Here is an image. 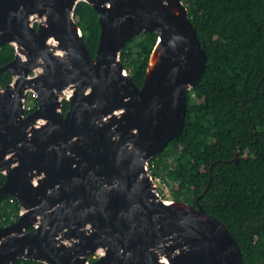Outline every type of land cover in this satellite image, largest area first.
<instances>
[{
	"label": "water",
	"instance_id": "1",
	"mask_svg": "<svg viewBox=\"0 0 264 264\" xmlns=\"http://www.w3.org/2000/svg\"><path fill=\"white\" fill-rule=\"evenodd\" d=\"M82 1L99 14L95 57L74 18ZM99 1L112 0H0V46L16 50L14 60L0 67V76L5 70L12 74L10 84L0 83V172L6 176L0 203L12 197L20 205L19 218L0 225V264L19 259L43 264H244L238 242L199 198L196 206L166 200L150 172L149 161L184 130L188 93L207 65L186 4L114 0L116 7L108 3L110 28ZM66 14L75 42L59 47ZM143 32L157 34L159 41L139 88L123 66L121 52ZM72 44L86 60L78 61L80 66L70 58ZM58 48L67 54L59 55ZM37 60L48 64L41 76V65H31ZM98 62L106 73L99 69L94 88L100 85L101 95L108 91L107 108L97 93L72 97L66 85V80H93L88 66ZM78 67L82 75L74 79ZM52 88L60 95L52 101L53 92L45 102L42 94ZM29 89L38 106L26 114ZM66 90L71 95L64 115ZM104 116L113 118V127ZM95 122L98 128L92 126ZM241 155L239 149L231 162L238 164ZM163 254L167 261L160 259ZM91 255L97 258L91 261Z\"/></svg>",
	"mask_w": 264,
	"mask_h": 264
},
{
	"label": "trees",
	"instance_id": "2",
	"mask_svg": "<svg viewBox=\"0 0 264 264\" xmlns=\"http://www.w3.org/2000/svg\"><path fill=\"white\" fill-rule=\"evenodd\" d=\"M182 1L207 65L188 93L184 130L149 161L150 172L153 179L171 184L173 200L196 206L199 198L205 211L222 221L238 242L244 264H264V0ZM74 18L95 57L101 33L98 12L82 1ZM157 38L143 32L122 49L121 62L139 88ZM15 54L13 45L0 46V67ZM11 82V72L3 71L1 85ZM31 99L32 111L38 103L34 95ZM69 107L65 100L64 115ZM239 149L241 159L232 163ZM5 180L0 172V187ZM19 214L15 198L2 200L1 226L14 223ZM89 259L95 260L94 255ZM11 264L43 263L19 259Z\"/></svg>",
	"mask_w": 264,
	"mask_h": 264
},
{
	"label": "bare ground",
	"instance_id": "3",
	"mask_svg": "<svg viewBox=\"0 0 264 264\" xmlns=\"http://www.w3.org/2000/svg\"><path fill=\"white\" fill-rule=\"evenodd\" d=\"M105 2V1H104ZM112 3V5L114 6L115 5V7H116V4H115V1L114 0H112V1H108V3ZM108 3H101L100 1H99V6H100V8L103 10V18H104V20L105 19H107L108 18V23H109V26H110V28H111V24H112V22H113V17L112 16H107V14H108V11L110 10V9H112V5H110V4H108ZM68 14H66V18L64 19L65 20V22H64V26H63V24H62V29H61V34H59V36H58V41L56 42L58 45H59V47L60 46H64V43L66 44V41L67 40H71L70 42H72V43H74L75 42V38H74V36H72L71 35V33H70V31L68 30V16H67ZM57 18H60L59 16L57 17ZM45 23H47V21L45 22ZM57 26V25H56ZM56 27L54 26V29H55ZM57 28L58 29H60L59 28V26H57ZM64 28V29H63ZM53 43H55V41H52ZM52 43V44H53ZM58 51V53H59V55H62V56H64L65 54H67L66 53V50H61V49H57ZM70 51H71V56H70V58H72V61H73V63H78L77 65L78 66H80L81 64H79V62L78 61H81V62H83V61H86L85 60V58H83V52L81 51V50H79V53H78V51L76 50V47H75V45L74 44H72L71 45V48H70ZM79 57V58H78ZM82 57V58H81ZM83 59V60H82ZM41 65V68L43 69V72H42V69L41 68H39V73H38V75H42V73H44V71H46L47 69V66H48V64H46V63H41L40 61H36V62H33L31 65L32 66H36L37 67V65L40 67V65ZM91 64L92 63H89V65L90 66H88L89 68H90V72H89V77L91 76L92 78H93V80L92 79H90L89 77V79H90V81L89 82H86V84L83 82V84H81L80 83V81H74L73 80V83H71L69 80H66V85H69L70 87L68 88L70 91H71V93H72V97H74V96H79V97H81V94H82V96L84 95V94H86V96H88V95H90L91 93H97L98 94V96H100V98H101V101L105 104V102H104V99H106V98H104V96L106 95V93H108V91L107 92H103V94L101 95V93L99 94V90H100V85H96V87L94 88V86H95V84H96V82H98L97 81V79H96V77H95V74L96 73H99L100 72V70H102L104 73H106V70H104L105 68L98 62V66H97V64H95V66H91ZM68 69V68H67ZM100 69V70H99ZM49 70V69H48ZM49 71H51V70H49ZM128 72V71H127ZM93 73H94V75H93ZM129 74V73H128ZM81 75H82V73H81V67H78V69H77V76H75L74 77V79H77V78H81ZM39 76V77H40ZM54 81V80H53ZM52 81V82H53ZM87 81V80H86ZM63 84V82L60 80L59 81V85H62ZM83 85H85L86 86V89H85V91L83 92V90H82V87H83ZM87 88H88V90H87ZM103 88V87H102ZM12 89V88H11ZM10 89V90H11ZM14 89V88H13ZM105 89L107 90L108 89V86H106L105 87ZM54 92V94H55V96L56 97H53L52 98V101H55L56 100V98H58L59 97V95L60 94H58V92H57V89L55 88H52V91H44L43 92V94H42V96H43V99H44V101L46 102L47 101V99L50 97V95L52 94ZM15 101H18V99H15ZM7 102V101H6ZM6 102H4L3 103V109H5L6 108ZM120 101H119V99H114V103L115 104H118ZM114 103H111L109 106H111V105H114ZM53 106V105H52ZM108 106V107H109ZM104 108H107V104H105V107ZM108 110V109H107ZM105 111V112H107V114H109V110L108 111ZM103 118H105V116L103 117ZM106 119V118H105ZM107 120V122H108V124H111L112 125V127H113V125H114V120H113V118H108V119H106ZM104 121V120H103ZM42 124V123H41ZM92 126H95L96 128H98V126H99V123L98 122H95V124L93 123V125ZM59 127H63V128H65V126L64 125H62V124H59ZM93 127H91V129H92ZM94 130V129H93ZM156 180V179H155ZM154 180V181H155ZM169 255H170V253H168ZM160 259H163L164 261H167V255H165V254H163V255H161V258ZM223 264H226V263H223Z\"/></svg>",
	"mask_w": 264,
	"mask_h": 264
},
{
	"label": "rangeland",
	"instance_id": "4",
	"mask_svg": "<svg viewBox=\"0 0 264 264\" xmlns=\"http://www.w3.org/2000/svg\"><path fill=\"white\" fill-rule=\"evenodd\" d=\"M38 25V22H35V24L34 25ZM147 39H149V37H147ZM159 41V38H157V41H156V43ZM156 43H155V45H156ZM37 74V72H36V70H32L31 71V73H30V77H34L35 75ZM33 91L32 90H28L27 91V96H26V98H25V101H26V107H25V113H26V111H28V106L29 105H31V107H32V103H29V102H31V101H29L28 100V98L30 97V100H32L31 99V96L33 95ZM36 94V93H35ZM71 95V93H70V91L69 90H66V96L64 97V99H63V101H62V104L64 103V101L65 100H67V98H69V96ZM63 106V105H62ZM27 114V113H26ZM168 175V174H167ZM155 180V179H154ZM155 183H156V185H157V190H158V192L160 193V195H164V197H165V199L166 200H169V201H172L173 199H172V195H171V184L169 183H167V181H164V180H162V179H160L159 178V180H155ZM161 192H162V194H161ZM32 228V227H31ZM31 230V229H30ZM97 257V256H96ZM95 258V257H94Z\"/></svg>",
	"mask_w": 264,
	"mask_h": 264
},
{
	"label": "flooded vegetation",
	"instance_id": "5",
	"mask_svg": "<svg viewBox=\"0 0 264 264\" xmlns=\"http://www.w3.org/2000/svg\"><path fill=\"white\" fill-rule=\"evenodd\" d=\"M12 75V74H11ZM10 84V83H9ZM8 85V84H7ZM34 95V94H33ZM28 110H30L31 111V109H32V107H31V105H29L28 107ZM35 110V109H34ZM34 110H32V111H34ZM95 258L94 259H96L97 257H96V255L94 256Z\"/></svg>",
	"mask_w": 264,
	"mask_h": 264
},
{
	"label": "built area",
	"instance_id": "6",
	"mask_svg": "<svg viewBox=\"0 0 264 264\" xmlns=\"http://www.w3.org/2000/svg\"><path fill=\"white\" fill-rule=\"evenodd\" d=\"M156 180H159V178H157Z\"/></svg>",
	"mask_w": 264,
	"mask_h": 264
}]
</instances>
